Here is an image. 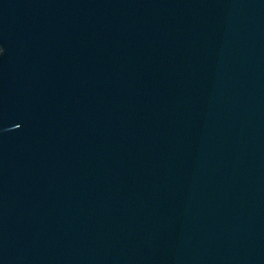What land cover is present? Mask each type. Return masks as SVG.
Instances as JSON below:
<instances>
[{
  "label": "water",
  "instance_id": "1",
  "mask_svg": "<svg viewBox=\"0 0 264 264\" xmlns=\"http://www.w3.org/2000/svg\"><path fill=\"white\" fill-rule=\"evenodd\" d=\"M0 264H264V0H0Z\"/></svg>",
  "mask_w": 264,
  "mask_h": 264
}]
</instances>
